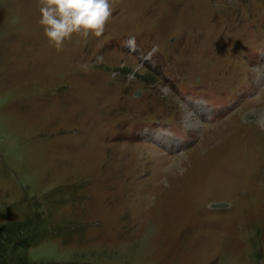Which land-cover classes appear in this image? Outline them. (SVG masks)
Returning a JSON list of instances; mask_svg holds the SVG:
<instances>
[{"label": "rangeland", "instance_id": "rangeland-1", "mask_svg": "<svg viewBox=\"0 0 264 264\" xmlns=\"http://www.w3.org/2000/svg\"><path fill=\"white\" fill-rule=\"evenodd\" d=\"M110 3L57 50L0 0V224L45 221L31 264H264V0Z\"/></svg>", "mask_w": 264, "mask_h": 264}, {"label": "clouds", "instance_id": "clouds-1", "mask_svg": "<svg viewBox=\"0 0 264 264\" xmlns=\"http://www.w3.org/2000/svg\"><path fill=\"white\" fill-rule=\"evenodd\" d=\"M39 12L38 23L43 26L45 36L60 50L73 34L102 35L112 6L110 0H40ZM257 123L264 130V111L257 117Z\"/></svg>", "mask_w": 264, "mask_h": 264}, {"label": "trees", "instance_id": "trees-1", "mask_svg": "<svg viewBox=\"0 0 264 264\" xmlns=\"http://www.w3.org/2000/svg\"><path fill=\"white\" fill-rule=\"evenodd\" d=\"M35 216L27 214L24 218L0 224V264H31L25 252L26 247L51 235L43 225L45 221H36Z\"/></svg>", "mask_w": 264, "mask_h": 264}, {"label": "bare ground", "instance_id": "bare-ground-1", "mask_svg": "<svg viewBox=\"0 0 264 264\" xmlns=\"http://www.w3.org/2000/svg\"><path fill=\"white\" fill-rule=\"evenodd\" d=\"M202 106V105H201ZM194 111V110H193ZM192 115L191 113L189 112V119H191ZM189 121V120H188ZM194 121V120H193Z\"/></svg>", "mask_w": 264, "mask_h": 264}]
</instances>
